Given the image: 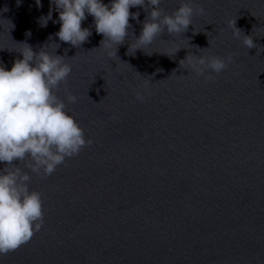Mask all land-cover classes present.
<instances>
[{
    "label": "water",
    "instance_id": "water-1",
    "mask_svg": "<svg viewBox=\"0 0 264 264\" xmlns=\"http://www.w3.org/2000/svg\"><path fill=\"white\" fill-rule=\"evenodd\" d=\"M191 3L205 12L186 32L144 49L135 40L149 13L131 8L138 19L116 50L91 15V36L73 47L55 35L50 0H0V66L22 59L23 44L62 56L72 71L56 94L92 140L48 177L13 162L42 194L44 225L0 264H264V0ZM188 54L233 59L196 75L180 66Z\"/></svg>",
    "mask_w": 264,
    "mask_h": 264
},
{
    "label": "clouds",
    "instance_id": "clouds-1",
    "mask_svg": "<svg viewBox=\"0 0 264 264\" xmlns=\"http://www.w3.org/2000/svg\"><path fill=\"white\" fill-rule=\"evenodd\" d=\"M50 3L59 13L60 28L55 35L60 41L73 47L87 42L92 33L82 27V22L91 15L96 32L103 36L101 46L105 49L115 46L116 50L128 35L129 19H138V12H130L133 7H143L149 13L135 40L136 49L151 45L165 30L170 35L186 32L192 25L193 14L205 12L203 7H193L191 0H181L171 14L161 7L162 0H111L110 4L102 0H50ZM36 4L42 6L40 0ZM51 19L50 10L46 17L40 18L41 26H47ZM229 27L240 38L241 31L235 27V21H230ZM243 44L249 49L256 47L248 35H244ZM23 45L25 48L20 51L23 58L15 60L10 70L0 66V162L6 165L0 170V255L28 243L44 225L42 194L29 190L30 175L13 162H24L31 173L48 177L67 158L92 144L56 94L60 84L67 81L71 65L44 47L34 52L31 46ZM232 59L231 55L221 58L188 54L180 66L187 62L185 68L196 75H204L206 71L218 75ZM205 79H212L211 74ZM136 99L143 102L144 96L137 92ZM67 100L75 103L77 98L68 94Z\"/></svg>",
    "mask_w": 264,
    "mask_h": 264
}]
</instances>
